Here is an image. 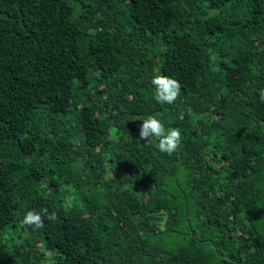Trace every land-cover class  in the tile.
Instances as JSON below:
<instances>
[{"label": "trees", "instance_id": "16d2710c", "mask_svg": "<svg viewBox=\"0 0 264 264\" xmlns=\"http://www.w3.org/2000/svg\"><path fill=\"white\" fill-rule=\"evenodd\" d=\"M261 89L264 0H0V264H264Z\"/></svg>", "mask_w": 264, "mask_h": 264}, {"label": "clouds", "instance_id": "9594fccd", "mask_svg": "<svg viewBox=\"0 0 264 264\" xmlns=\"http://www.w3.org/2000/svg\"><path fill=\"white\" fill-rule=\"evenodd\" d=\"M151 84L155 89L154 99L160 104L171 105L180 95L181 85L178 80L171 77L157 74L152 78ZM259 98L264 102V89L259 91ZM153 138L158 142L159 152L168 155L174 154L181 144V132L178 128H166L165 124L156 116H149L142 121L137 140L150 143ZM45 219L55 222L57 219L56 212L49 214L47 209L41 213L28 211L21 224L27 228L41 229L45 226Z\"/></svg>", "mask_w": 264, "mask_h": 264}]
</instances>
